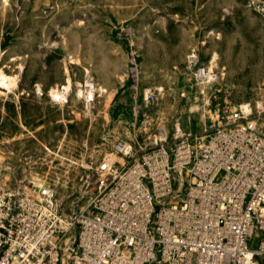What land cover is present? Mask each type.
<instances>
[{
	"label": "rangeland",
	"instance_id": "rangeland-1",
	"mask_svg": "<svg viewBox=\"0 0 264 264\" xmlns=\"http://www.w3.org/2000/svg\"><path fill=\"white\" fill-rule=\"evenodd\" d=\"M0 66V182L51 184L68 212L98 159L122 160L118 139L264 106V20L246 0H0ZM201 66L217 78L202 82ZM89 78L90 99L78 94Z\"/></svg>",
	"mask_w": 264,
	"mask_h": 264
},
{
	"label": "built area",
	"instance_id": "built-area-1",
	"mask_svg": "<svg viewBox=\"0 0 264 264\" xmlns=\"http://www.w3.org/2000/svg\"><path fill=\"white\" fill-rule=\"evenodd\" d=\"M246 4L264 20V0ZM136 145L118 139L124 162L98 159L93 190L68 212L51 184L0 182V264H264V106Z\"/></svg>",
	"mask_w": 264,
	"mask_h": 264
},
{
	"label": "bare ground",
	"instance_id": "bare-ground-1",
	"mask_svg": "<svg viewBox=\"0 0 264 264\" xmlns=\"http://www.w3.org/2000/svg\"><path fill=\"white\" fill-rule=\"evenodd\" d=\"M7 72L5 71L4 67L0 66V83L1 84H6L8 82L7 80ZM217 78V75L214 73V71L210 68L209 71L205 74V77H204V81H214L215 79ZM96 88V87H95ZM95 88L93 87H90V88H87L86 91H84L83 87L81 86V84H78V94L81 95L82 93L85 94L84 97L85 98H92L94 96V92H95ZM37 90H40L39 87H37ZM102 92L103 89H101ZM101 93V92H100ZM66 99V94L62 93L61 94V100L64 101ZM217 114V112H216ZM177 123L181 124V126H184L183 123L179 120ZM116 155L115 157H117L118 155L117 154H114ZM109 156L111 158H113L114 156L113 155H110ZM121 162H124V159L122 157V160ZM3 184V183H2ZM4 185V184H3Z\"/></svg>",
	"mask_w": 264,
	"mask_h": 264
}]
</instances>
